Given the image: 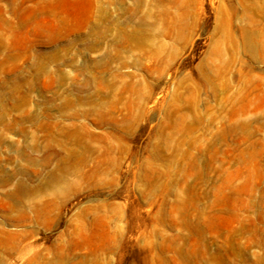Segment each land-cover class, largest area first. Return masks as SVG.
I'll list each match as a JSON object with an SVG mask.
<instances>
[{
    "label": "rangeland",
    "instance_id": "rangeland-1",
    "mask_svg": "<svg viewBox=\"0 0 264 264\" xmlns=\"http://www.w3.org/2000/svg\"><path fill=\"white\" fill-rule=\"evenodd\" d=\"M0 264H264V0H0Z\"/></svg>",
    "mask_w": 264,
    "mask_h": 264
}]
</instances>
